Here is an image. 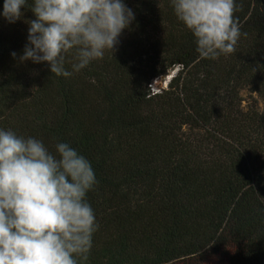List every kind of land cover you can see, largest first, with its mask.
<instances>
[{"label":"trees","instance_id":"trees-1","mask_svg":"<svg viewBox=\"0 0 264 264\" xmlns=\"http://www.w3.org/2000/svg\"><path fill=\"white\" fill-rule=\"evenodd\" d=\"M235 2L236 51L201 59L171 0H124L115 51L64 77L19 59L33 0L15 23L0 0V129L69 144L98 181L79 264H264V0Z\"/></svg>","mask_w":264,"mask_h":264},{"label":"clouds","instance_id":"clouds-1","mask_svg":"<svg viewBox=\"0 0 264 264\" xmlns=\"http://www.w3.org/2000/svg\"><path fill=\"white\" fill-rule=\"evenodd\" d=\"M193 34L201 59L236 51L241 35L235 0H171ZM28 0H4L2 16L20 20ZM21 62L47 63L70 77L114 52L135 20L124 0H33ZM246 36L247 33H244ZM74 53L72 71L66 58ZM16 57L15 52L11 53ZM56 154L34 137L0 129V264H79L87 261L99 225L86 199L98 183L91 163L67 143Z\"/></svg>","mask_w":264,"mask_h":264},{"label":"rangeland","instance_id":"rangeland-1","mask_svg":"<svg viewBox=\"0 0 264 264\" xmlns=\"http://www.w3.org/2000/svg\"><path fill=\"white\" fill-rule=\"evenodd\" d=\"M176 70L171 71L167 76H164L162 78L157 79L152 84V91L154 92H160L161 90L165 89L167 87V84L169 80L176 74ZM257 107L259 110H264V104L262 102H259L257 104Z\"/></svg>","mask_w":264,"mask_h":264}]
</instances>
